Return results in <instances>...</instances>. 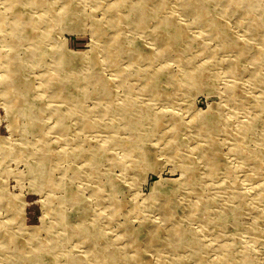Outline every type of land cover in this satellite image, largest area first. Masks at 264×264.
Listing matches in <instances>:
<instances>
[{
  "label": "rangeland",
  "instance_id": "1",
  "mask_svg": "<svg viewBox=\"0 0 264 264\" xmlns=\"http://www.w3.org/2000/svg\"><path fill=\"white\" fill-rule=\"evenodd\" d=\"M0 264H264V0H0Z\"/></svg>",
  "mask_w": 264,
  "mask_h": 264
},
{
  "label": "bare ground",
  "instance_id": "2",
  "mask_svg": "<svg viewBox=\"0 0 264 264\" xmlns=\"http://www.w3.org/2000/svg\"><path fill=\"white\" fill-rule=\"evenodd\" d=\"M88 78V77H87ZM13 80H15V79H13ZM133 170V169H132ZM185 174V173H184ZM157 201V200H156ZM46 228H47V226H46ZM7 234V233H6ZM90 235H91V233H90ZM48 263V262H47Z\"/></svg>",
  "mask_w": 264,
  "mask_h": 264
}]
</instances>
